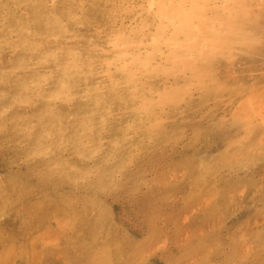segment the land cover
<instances>
[{"label": "rangeland", "instance_id": "1", "mask_svg": "<svg viewBox=\"0 0 264 264\" xmlns=\"http://www.w3.org/2000/svg\"><path fill=\"white\" fill-rule=\"evenodd\" d=\"M86 1L99 12L98 0H44L47 23L59 14L81 27ZM211 3L206 27L223 25L241 43L200 73L203 90L179 99L183 117L164 116L160 140L135 132L148 122L116 99L112 111L76 117L74 101L53 99L61 86L51 91L54 72L38 68L41 58L14 74L20 93L0 68V264H264V0ZM28 7L0 0V63L36 51L23 21L3 28ZM78 42L62 70L94 51Z\"/></svg>", "mask_w": 264, "mask_h": 264}, {"label": "bare ground", "instance_id": "2", "mask_svg": "<svg viewBox=\"0 0 264 264\" xmlns=\"http://www.w3.org/2000/svg\"><path fill=\"white\" fill-rule=\"evenodd\" d=\"M81 1L84 2L85 0ZM210 1L213 2L215 0ZM260 1L261 0H256L258 3ZM43 2L44 0H30V7L19 14L16 13L17 15L9 17V21L7 19L8 22L6 23L5 21V27H3L4 30L13 32L15 22L17 20L23 21L26 28L25 31H27V34H25L27 42L35 43L38 46H36V51H32L30 54H28L24 48L17 49L9 59L0 63V68L6 70V78H8L7 84L15 90V93L21 92L22 80L16 78L14 74L19 68L26 65L29 56H33L37 59L41 58L39 60L40 62H37L38 68L46 67L50 68L51 71L53 70L55 83L51 91H55L57 87L59 89L62 84V78L61 73L58 72L57 69L62 70V67L67 63V57L69 53H71L69 51L71 49L70 43H77L82 40L91 42L93 44L91 46H94V51L76 52L72 61L74 63L73 66L76 70L81 64L90 65V67L92 64L91 72L90 68H88L90 72L88 73L85 67L82 75L63 80V83L67 84L68 88L72 89L71 95L76 97V99L72 100L74 101L73 114H75L76 117L86 114H95L98 113V110L112 111L115 108V104L112 105L108 101L109 99H116V104L126 110V116L136 117L140 119V122H148V126L150 127H148L149 130L148 128L140 129L139 125H136L133 128L135 132L140 133L143 138L146 135L148 136L149 133L146 134V132L151 131L152 134H154L153 136L156 137V140H160L166 132L164 124L165 119L163 120L164 116L168 115L170 118L183 117L184 115L178 106L179 99H193L190 95V91L194 86L200 87L203 90V83H199L198 80L200 78V73L205 72L207 66L201 69L196 78L179 74L169 77L161 76L147 81L144 87L137 90H133L131 87H124L125 78L115 73L112 68L111 61L116 54L113 52L112 43L114 39L119 36L120 32L124 31L129 26L128 24L126 25V19L133 16L135 22L132 26L137 29L142 27L141 19H143V17L136 19V13L130 12L129 9L134 7L136 3H139L144 15L148 16L151 13V0H135V3L134 0H98L100 6L99 12H97L95 6L91 4L93 3L92 1H86L87 3L83 5V25H81V27H77L76 25L74 29H68L59 14H53V16H51L53 19L52 24H48L47 19L50 18V16L46 12ZM69 2H71V0H64L62 4L67 5ZM205 11L206 9L197 13L199 21L193 22L192 27L194 30H199L202 26L206 27L204 23ZM117 25L118 28L116 29ZM64 37L65 39H63ZM78 43L81 45V42ZM49 54L55 55L51 57L53 58L51 63L46 61V57H48ZM214 66L215 61L212 68ZM75 70L73 72H75ZM107 74H111V79H109ZM29 81H31V79ZM85 81L91 83L89 90L87 87V90H84ZM28 85L27 83V86ZM50 97L51 96H49V98ZM201 99H205V96ZM96 103H99L100 108L95 107ZM96 106L98 107V105ZM120 127L118 130L122 131ZM147 136L144 140L148 138Z\"/></svg>", "mask_w": 264, "mask_h": 264}, {"label": "clouds", "instance_id": "3", "mask_svg": "<svg viewBox=\"0 0 264 264\" xmlns=\"http://www.w3.org/2000/svg\"><path fill=\"white\" fill-rule=\"evenodd\" d=\"M205 9L213 11L215 5L209 0H151L148 16L144 15L139 3L131 7L129 11L136 13V19L143 17L142 27L137 29L129 24L112 43L116 54L111 66L115 73L125 78L123 86L137 90L153 78L177 74L196 78L218 55L234 51L241 42L231 29L223 30V25L214 29L204 26L193 29V22L199 21L197 13ZM85 67L88 65L81 64L75 72L68 67L57 69L62 84L53 99H76L63 80L82 75ZM107 75L111 79V74ZM48 139L53 140V137L49 135ZM58 146H63V140ZM51 150L50 145L47 151Z\"/></svg>", "mask_w": 264, "mask_h": 264}]
</instances>
